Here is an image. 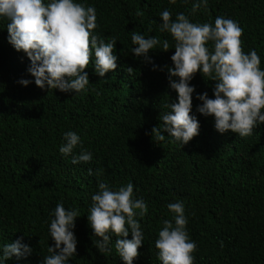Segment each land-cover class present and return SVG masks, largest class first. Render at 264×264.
<instances>
[{"label":"trees","instance_id":"1","mask_svg":"<svg viewBox=\"0 0 264 264\" xmlns=\"http://www.w3.org/2000/svg\"><path fill=\"white\" fill-rule=\"evenodd\" d=\"M82 2L95 7L98 37L116 38L117 68L98 77L90 58L84 69L88 90L75 95L34 82L20 85V78L32 81L29 61L6 41V21L0 20V244L20 237L31 248L5 264H39L48 254L49 212L57 202L81 214L74 219L77 243L70 264H123L114 236L110 253H99L91 243L86 214L99 180L113 188L131 182L133 195L146 202L145 215L137 218L144 240L133 264H160L153 242L161 221L172 219L166 204L176 200L184 202L186 228L196 243L193 264H264V122L240 137L231 130L218 133L210 115L196 112L199 133L180 147L166 133L160 141L151 134L176 96L164 68L171 66L173 41L158 30L159 13L167 8L170 19L184 12L191 22L211 23L218 15L237 21L242 51L254 48L264 68V0H209L194 13L192 0ZM133 31L168 39V50L157 45L148 52L157 70L130 52ZM207 79L198 69L189 82L195 86L192 112L200 103L196 93L212 96L215 81ZM68 130L77 132L91 160L73 164L59 153Z\"/></svg>","mask_w":264,"mask_h":264},{"label":"clouds","instance_id":"2","mask_svg":"<svg viewBox=\"0 0 264 264\" xmlns=\"http://www.w3.org/2000/svg\"><path fill=\"white\" fill-rule=\"evenodd\" d=\"M169 2L175 3V0ZM182 2L188 3V0ZM208 2L192 0L190 11L206 9ZM171 15L167 8L163 9L156 23L158 30L169 33L173 41L171 66L164 68L167 86L176 96L164 105L169 110L161 114L162 123L154 126L151 134L155 133V140L160 141L166 133L180 147L199 133L195 114L198 112L212 117L213 128L218 133L231 130L240 137L251 135L264 122V68L259 67L260 56L254 48L242 51V28L237 21L219 15L211 23L191 22L184 12H177L175 19H170ZM0 20L6 21V41L14 50L22 51L29 61L26 71L32 81L18 79L22 86L34 82L41 89L47 86L48 90L55 88L75 95L88 90L90 83L84 69L90 58H94L92 67L98 77L117 68V56L113 52L116 38L105 42L93 31L97 22L92 4L85 5L82 0H0ZM131 42L134 46L130 52L150 63L152 70L158 66L152 63L149 50L157 45L161 50L169 49L168 39L160 41L154 35L146 37L135 31L131 33ZM198 69L204 79L207 77L215 83L211 97L207 92L195 94L200 103L192 112L195 86L189 82ZM128 71L132 68L128 67ZM62 139L58 151L70 156L73 164L92 159V153L81 147L83 142L77 132L65 131ZM76 148H79L78 154L74 151ZM133 187L128 182L113 188L99 180L86 214L91 237H95L91 239L92 245L99 253H110L114 236V247L123 264H133L138 246L144 240L137 218L145 215L147 205L142 197L133 195ZM166 208L172 213V219L161 221L162 227L153 242L156 257L160 264H193L196 243L189 238L186 228L184 202H168ZM80 215L78 209L65 208L62 202L50 209L47 232L53 243L47 245L48 254L39 264H70L77 243L74 219ZM129 233L130 239L126 238ZM30 252V246L17 237L0 244V264Z\"/></svg>","mask_w":264,"mask_h":264}]
</instances>
